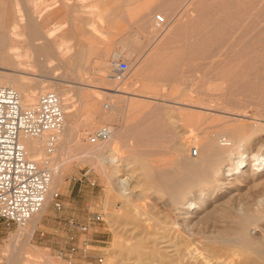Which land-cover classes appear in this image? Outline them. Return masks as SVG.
<instances>
[{
    "label": "rangeland",
    "instance_id": "374dc122",
    "mask_svg": "<svg viewBox=\"0 0 264 264\" xmlns=\"http://www.w3.org/2000/svg\"><path fill=\"white\" fill-rule=\"evenodd\" d=\"M113 1L0 0V35L4 40L0 42V66L5 67L0 70L9 71L22 82L27 94L24 103L55 91L65 103L71 104L72 95L79 112L75 111V141L71 139L66 150L61 141L52 151L46 145L43 155L50 161L49 168L60 158L70 163L52 211L31 235L26 234L27 226L7 227L0 219V264H6L11 256L13 264H116L107 258L109 251L120 250L113 244L115 232L121 231L123 237L137 234L131 226L138 218L121 197L109 192V179L92 166L90 156L94 158L103 150L96 146L90 155L87 148L92 128L96 132L112 125L121 137L119 146L112 145L115 151L128 153L124 143L128 145L132 138L142 143L140 149L147 159L158 160L165 154L174 155L176 140L201 137L235 124L231 120L240 116L217 111L220 105L227 111L250 115L241 116L240 123L247 118L264 123V0ZM121 4L122 9H118ZM51 32H57L53 50L64 44L71 47L73 54L64 55L63 65L52 59L54 51L37 46ZM13 45L16 50L11 52ZM75 45L85 51L79 52L83 65L77 68L73 64ZM122 60L130 65L124 74L115 69ZM84 80H91V85L82 86ZM95 96L101 103H111L106 118L86 112L97 103ZM249 133L254 153L264 151V129ZM244 189L247 187L243 193ZM105 205L109 208L104 209ZM106 210L113 211L119 221L111 222ZM84 225L86 230L81 228Z\"/></svg>",
    "mask_w": 264,
    "mask_h": 264
},
{
    "label": "bare ground",
    "instance_id": "6f19581e",
    "mask_svg": "<svg viewBox=\"0 0 264 264\" xmlns=\"http://www.w3.org/2000/svg\"><path fill=\"white\" fill-rule=\"evenodd\" d=\"M113 2L111 4L114 8L115 3L113 5ZM125 2L126 0L124 4ZM140 2L142 1L140 0ZM120 6H123V4L119 5L118 9L121 8ZM179 11L177 10V13ZM172 18L175 17L172 16ZM170 20L169 24L172 23V19ZM55 33L57 32H51L37 46H47L50 52L54 51L52 52V59H57L59 64L63 65V63H66L64 55L73 53L69 44L66 46L64 44V46L56 47L57 49L53 50L57 42L54 39ZM154 38L156 39V37ZM1 41L2 37L0 35ZM3 41L2 43H4ZM75 48H77V54L73 59V64L77 68L83 65V59L79 55L83 48L81 45ZM15 50L16 47L13 45L10 51L14 52ZM0 68L5 67L0 66ZM43 68L45 69V66ZM90 83L91 80L80 82L82 86L91 85ZM0 84L14 87L21 93L23 101L26 100V90L14 74L7 70H0ZM120 88H117L116 91L123 92V88L121 90ZM77 95H79V100H82L79 91ZM61 98L65 105L66 121L58 142L61 141L65 144L64 148L66 150L76 130L75 116L76 114L79 115V112L76 110V103L73 104L75 98L72 95L71 104L65 103L64 98ZM95 98L97 103L93 107H87L90 109H87L86 112H90L93 117L100 114L102 118H106L109 115L106 109L110 108L111 103H101L99 96H95ZM75 111H77L76 114ZM217 111L228 114L235 113L240 117L250 116H246L245 112L227 111L221 105L217 108ZM244 111H247L246 108ZM169 113L171 112H168V116ZM81 115L85 114L82 112ZM222 115L224 114L222 113ZM165 116L167 117V115ZM170 116L169 119L171 120ZM224 118L226 117L224 116ZM239 118L232 119L231 121H234L235 124L222 130H212L201 137L195 135L189 139L176 140L172 151L174 155L166 157L165 154L164 159L158 160L147 159L144 156L146 154L143 155V151L140 149V147L143 149L142 143L139 141L140 146L136 141H131L132 138H130V141L128 140V145L124 143V147L129 149L128 153L123 155V153H118L120 149L118 152L115 151V147L112 148V145L119 146L120 134L114 132L112 125L100 127L96 132L93 131L94 128L90 130L93 135L91 137L92 141H90L89 147L86 148L90 149V152L96 146H101L103 149L94 158L90 156L93 153L90 154L87 150L90 159L93 160L92 166L96 172L105 175L109 179V192L114 191L117 196L121 197L124 204L129 207V212L139 220L134 227L131 226L137 229V234L133 233V236H125V238L122 236L123 233H120L121 231L115 232L113 244L120 247V250L109 251L107 258L110 262L116 261V264H264V151L254 153V147H252L254 141L249 133L251 130L264 129V123L261 119L255 117H250L255 118V120L247 118L248 121L240 123ZM94 122L96 123V121ZM215 126L220 127L221 125L216 124ZM100 139H103L102 142ZM77 140H79V137H77ZM23 141L29 157H36L44 164L50 163L49 159L43 156L47 151L45 137H24ZM79 141L81 142V139ZM118 148L120 147H117V150ZM68 163V160L60 158L55 160L53 168L50 167L52 182L46 201L41 211L26 225L27 228L25 226L27 235H31L38 229L44 218L52 211L55 193L62 183L63 174ZM120 173H122V176H120ZM243 187H247V191L244 189L245 193L242 192ZM260 187L263 189L257 190ZM105 208L109 207L105 205ZM106 212L111 222L117 223L119 221L118 216L113 211L106 210ZM130 220L132 221V219ZM132 222L135 223V221ZM138 226L140 229L142 228L139 229L140 231ZM151 227L153 229H150ZM13 259L14 257L11 256L6 264H13Z\"/></svg>",
    "mask_w": 264,
    "mask_h": 264
},
{
    "label": "built area",
    "instance_id": "2783aa9c",
    "mask_svg": "<svg viewBox=\"0 0 264 264\" xmlns=\"http://www.w3.org/2000/svg\"><path fill=\"white\" fill-rule=\"evenodd\" d=\"M129 68L124 60L115 66L122 74ZM65 121V105L55 91L24 103L17 89L0 84V219L5 226L25 227L41 211L52 182L49 166L28 156L23 138L45 137L52 151ZM55 204L61 206L60 202ZM81 228L86 230L87 226Z\"/></svg>",
    "mask_w": 264,
    "mask_h": 264
}]
</instances>
